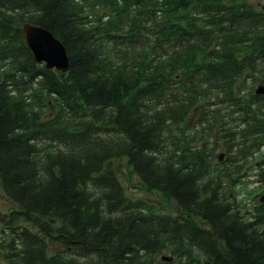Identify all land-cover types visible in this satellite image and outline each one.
Listing matches in <instances>:
<instances>
[{
    "label": "trees",
    "instance_id": "trees-1",
    "mask_svg": "<svg viewBox=\"0 0 264 264\" xmlns=\"http://www.w3.org/2000/svg\"><path fill=\"white\" fill-rule=\"evenodd\" d=\"M25 22L64 73L34 63ZM257 83L264 13L245 0H0L7 264H264V205L230 195L247 170L264 189ZM115 163L174 212L126 196Z\"/></svg>",
    "mask_w": 264,
    "mask_h": 264
},
{
    "label": "rangeland",
    "instance_id": "rangeland-1",
    "mask_svg": "<svg viewBox=\"0 0 264 264\" xmlns=\"http://www.w3.org/2000/svg\"><path fill=\"white\" fill-rule=\"evenodd\" d=\"M248 3L252 4L255 8H259L260 4L264 3V0H245ZM255 84L253 86V89L256 87ZM189 122L187 125L188 130L191 128L194 123L192 120L193 118L189 117ZM191 119V120H190ZM221 149L219 147L215 148V150L212 153L213 159H215L216 154L220 153ZM118 164L115 163L114 169L121 170L118 175V180L120 184L123 187V191L126 196L130 198H140L142 200H145L146 202L150 204H155L158 207V212L161 213H173L175 210V206L172 202L163 201L159 198V196L152 192L151 194H148L146 192H143L139 188V182L135 178L134 175H131L127 173V170L124 168V164L122 163L121 168L117 167ZM247 176L240 178V182L236 184V186L231 190L230 195L231 198L234 199L236 203H240V207L242 208H249L253 204L257 202L256 197L259 196L261 192H263V186L260 182L256 181V174L253 171H246ZM256 196L253 200H251L252 196ZM10 210H13V206L8 200L5 198L4 194L2 193L0 189V236L2 235V231L5 227L4 222L2 221L6 218V215H8V212ZM18 222H22L21 220ZM16 222H8V225H13ZM23 223V222H22ZM25 224V223H23ZM0 264H7L5 259L2 256V252L0 251Z\"/></svg>",
    "mask_w": 264,
    "mask_h": 264
},
{
    "label": "water",
    "instance_id": "water-1",
    "mask_svg": "<svg viewBox=\"0 0 264 264\" xmlns=\"http://www.w3.org/2000/svg\"><path fill=\"white\" fill-rule=\"evenodd\" d=\"M264 12V4L260 6ZM24 42L32 55L35 63H42L45 69H54L60 72L67 70V57L61 43L55 39L47 30L27 23L22 24ZM262 86L255 90L256 94L263 93ZM221 154L217 159H221ZM259 201L264 203V193L259 197Z\"/></svg>",
    "mask_w": 264,
    "mask_h": 264
}]
</instances>
